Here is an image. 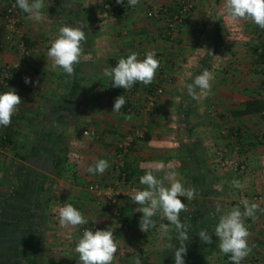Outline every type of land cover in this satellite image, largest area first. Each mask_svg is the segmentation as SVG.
Returning a JSON list of instances; mask_svg holds the SVG:
<instances>
[{
    "label": "crops",
    "instance_id": "obj_1",
    "mask_svg": "<svg viewBox=\"0 0 264 264\" xmlns=\"http://www.w3.org/2000/svg\"><path fill=\"white\" fill-rule=\"evenodd\" d=\"M181 1L139 0L132 7L128 0L123 4L117 0H69L70 7H66L67 0H45L42 22L30 21L26 14L23 17L20 28L27 51L21 58L6 38L0 0V51L4 60L18 61L9 88L0 93L15 89L22 100L10 125L0 126L1 237L14 235L18 230L8 225L12 222L8 218L15 217L11 212L8 216L7 211L8 206H14L13 200L24 198V181L27 185L32 181L37 186L45 185L52 168L43 157L63 149L61 144L65 142L68 160L64 176H55L54 186L65 185L68 203L81 211L87 221L113 229L118 251L126 246L131 249L130 241L138 239L137 235L145 247L155 248L154 233L162 229L166 219L158 214L154 218L156 227L142 232V213L136 211L139 206L131 201L133 191L128 189L119 204L120 219L126 225L116 227L117 217L87 188L93 181L105 186L114 184L116 142L141 126L147 129L145 136L136 139L126 155L130 188L143 189L140 176L151 163L163 162L166 168L171 166L176 171V178L185 187L196 189L195 198L187 199L186 210L180 213L182 223L198 215H223L235 207L239 190L247 196L259 195L254 203L264 209V122L259 115L264 105L260 96L264 69L258 53L264 42V29L249 20L233 22L226 14L217 19L224 0H191L192 8L171 40L165 34V16L148 17L147 10L157 5L175 10ZM106 3L116 7V16L108 15ZM62 25H83L86 35L80 63L74 66L72 76L60 68L53 69L47 57ZM151 50H155L160 61L151 84L137 82L131 93L111 86L110 78L104 75L105 68L114 67L121 57L132 52L142 60ZM205 69L214 75L212 89L207 97L196 101L187 95L186 85ZM25 77L33 83L26 84ZM74 92L78 98H72ZM120 95L126 103L116 113L113 105ZM128 106L137 110L126 112ZM85 128L95 129L97 136L84 135ZM17 153L31 155L32 162L19 159ZM99 159L107 160L109 167L103 174L89 173L88 166ZM24 171H36L34 178L29 181ZM38 172L48 173L39 180ZM234 180L245 187H233ZM66 203L51 202L47 207L51 218L59 221L54 213ZM205 206L210 207L211 214ZM19 218L22 217H16ZM244 220L249 231V254L256 250L257 264H264V211ZM60 231L70 235V244L55 245L58 249L64 247L62 253L70 255L60 263L80 264L74 241L82 236L72 226ZM19 233L20 230L15 234ZM9 247L12 249V245L2 244L0 249ZM36 249L31 260L39 264V256L34 258Z\"/></svg>",
    "mask_w": 264,
    "mask_h": 264
},
{
    "label": "clouds",
    "instance_id": "obj_2",
    "mask_svg": "<svg viewBox=\"0 0 264 264\" xmlns=\"http://www.w3.org/2000/svg\"><path fill=\"white\" fill-rule=\"evenodd\" d=\"M64 3V2H63ZM123 4L124 0H117ZM139 0H128V4L135 7ZM70 7L69 0L64 3ZM16 6L26 14V18L33 22L44 20L43 9L45 0H16ZM233 21L249 20L255 25L264 29V0H224L223 11L217 13V19L221 16ZM86 42V35L83 25L72 26L62 25L58 30V36L51 42L47 52V57L52 61V68H60L69 76L75 72L74 66L80 63L82 55V44ZM138 53L132 52L126 58L121 57L112 68H105L104 75L110 78L111 86L130 90L137 82L149 85L156 76L160 61L156 58L155 50L148 51L144 59H138ZM214 75L205 69L201 74L195 76L192 83L186 85L187 95L193 100H200L207 97L212 89ZM26 84L33 83L29 77L24 78ZM39 84V81L34 82ZM199 89V91H197ZM22 102L21 97L15 89L0 93V126L7 127L11 123L12 116L16 113L18 105ZM126 99L123 95L115 98L113 112L119 113L125 105ZM87 132L84 133L86 135ZM109 167V162L99 159L89 165V173L103 174ZM177 173L171 166L166 168L163 162L151 163L145 174L140 176L139 182L143 189H134L131 193V201L139 207L136 211L142 213L139 221V228L147 233L150 228L156 227L158 214L166 219L169 224L174 225L179 241V247L169 244V249L174 251V264H185L187 255V244L189 240L188 229L190 225L182 223L180 213L186 210V205L181 197L192 200L196 196V189L185 187L179 179ZM165 182H168L167 184ZM232 186L243 188L244 184L239 180H234ZM240 207H234L219 216L214 233L219 240V250L225 255H230L233 264H241L251 251L248 244L249 231L244 218H255L260 209L257 203H250L242 198ZM55 211V210H54ZM217 213L220 212V205H217ZM59 224L62 227H77L87 223L85 216L71 203H66L58 210ZM167 231V225H161ZM198 236L202 243L212 244V235L207 230H201ZM118 251V242L114 237V230L107 228L104 230L84 229L82 237L78 240L75 252L78 253L80 264H113L115 254ZM135 264H141L139 257L135 259Z\"/></svg>",
    "mask_w": 264,
    "mask_h": 264
},
{
    "label": "rangeland",
    "instance_id": "obj_3",
    "mask_svg": "<svg viewBox=\"0 0 264 264\" xmlns=\"http://www.w3.org/2000/svg\"><path fill=\"white\" fill-rule=\"evenodd\" d=\"M74 95L75 97L72 98H78L75 92L73 96ZM70 173H71V168H70ZM61 176L63 177L64 174H62ZM55 179H56L55 176L51 174L50 177H47V180L45 181L46 182L45 185H42L40 187H42V189H45L47 191L49 190L48 196L51 199L50 203L53 202L55 204L57 201L60 203L63 202L68 203L69 199L65 192V185L64 188H63V183L62 185L57 184L54 186ZM93 182H97V181H93ZM102 185L105 186L104 184ZM49 204H42V203L38 204V211L39 213H41L40 216L41 221L39 222L38 225H36L37 251H35L36 255L34 258L39 256V258H37L39 264H50V263L61 264L60 263L61 259H65V258L68 259L70 258V255L69 254L64 255L65 253H62L63 251H65L63 250L64 247L58 249V247H55V245L58 246L65 243L70 244V240H69L70 235L68 234V232L67 233H64L63 231H60L62 233L59 232V230H62V227L61 228L59 227L60 224L56 218H51L52 213H50V211H48L49 208H47ZM54 214L59 217L58 213H54ZM200 217L201 216L199 215L195 217L194 220L196 222L195 224L190 223L192 221L189 222L190 223V228L188 229L189 240L185 242L187 244V255L185 257V264H199V258L204 252H207V254L205 255V258L201 264H231L229 262L228 255L221 253V251L219 250V246H218L219 240L214 233V229L217 223H214L212 225L207 224V221L206 222L204 220L200 221L199 219H202ZM163 222L165 225L168 224L167 231L165 232L164 229H161L154 233L155 235L154 240L157 243L154 241L155 243L153 242L152 244L155 245V248L153 245L152 247H148V246L145 247L144 246L145 242L139 238V235H137L138 239L134 238L132 241H130L133 243V245H131L132 246L131 249L126 246L123 247V250L117 251L114 258L115 261L117 260L118 263H120L122 260L124 262L120 264H135V259L139 257L141 260V264H174L175 249L174 248L172 250L169 249L168 245L172 244L174 247H179V245L176 244L178 242V240L176 239L177 232L174 225L169 224L167 220H164ZM122 223L123 226L126 225L123 221ZM74 230H76L75 232L79 233L78 226L74 227ZM201 230H207V232L210 235H212V240H213L212 244H205L201 242L198 236V233ZM77 242L78 239H75L74 244L76 245ZM136 242L138 244H136ZM124 248H127V250H125ZM207 248H211V250H207ZM30 252L31 251L27 252V256L29 255L31 257L32 252L31 253ZM257 254L258 252L256 250L252 251V254H248V256L245 259H243V261L249 262L250 264H255V263L257 264V261L259 260V256ZM121 256H123V258H121ZM126 257L129 258L125 259Z\"/></svg>",
    "mask_w": 264,
    "mask_h": 264
},
{
    "label": "built area",
    "instance_id": "obj_4",
    "mask_svg": "<svg viewBox=\"0 0 264 264\" xmlns=\"http://www.w3.org/2000/svg\"><path fill=\"white\" fill-rule=\"evenodd\" d=\"M3 1V11H2V21L5 31L7 33V40L9 44L15 46L18 51L20 52V57L24 58L26 55V45L22 39V31H21V24L23 21V17L25 13L20 10L16 6V0H2ZM105 8L107 10L108 15L110 17H114L117 14L116 7L111 3H106ZM192 8V1L191 0H182L175 10H169L163 5L152 6L147 10L148 17H156L158 15L163 14L165 16V34L172 40L174 39L178 32L183 19L187 12L190 11ZM258 53L261 57V64L264 69V42L258 48ZM18 66V61H6L3 59L2 53L0 51V92L4 91L9 88L11 83V77L13 71ZM135 84L130 90H125L129 93L134 91ZM157 92L160 93L161 89H157ZM260 96L264 100V82L261 85ZM137 109H133L132 107L128 106L126 108V112L134 113ZM259 115L261 120L264 122V107L259 111ZM147 129L143 126L132 129L127 132L120 140L116 142V146L114 149V159L115 165L114 168L117 172L116 179L114 184L111 186H103L98 182L90 183L87 188L89 191L94 193L98 198L102 200L105 207L111 212L112 215L117 217V222L115 224L116 227H123V223L120 220V198L122 195H125L129 190H134L132 187L129 186L128 181V172L125 169V161L126 155L133 147L134 142L136 139L143 138L146 134ZM87 132L86 136L89 137H96L97 132L93 128H85L83 130V134ZM222 158V154H221ZM235 167L237 165H234ZM245 198L250 203L257 202L260 198L257 194H252L251 196H247L243 190H239L237 193L235 207H240L241 211H243V205L241 204V199ZM84 229H107L106 226H97L94 223L87 221L86 224L78 226L79 234L83 235ZM229 262L233 264L230 259V255H228ZM241 264H250L249 262L241 261Z\"/></svg>",
    "mask_w": 264,
    "mask_h": 264
},
{
    "label": "trees",
    "instance_id": "obj_5",
    "mask_svg": "<svg viewBox=\"0 0 264 264\" xmlns=\"http://www.w3.org/2000/svg\"><path fill=\"white\" fill-rule=\"evenodd\" d=\"M22 39L26 45V39H24V37H22ZM193 80L194 78L191 81L193 82ZM262 101L264 104V100ZM263 107L264 105L262 106V108ZM61 145L63 149L56 151L55 153L52 152L53 153L52 155H48V156L44 155L43 157V158H46L45 162L48 161L50 164V167L52 168V170L49 171V173L53 174L56 177H60L63 174L65 164L68 160L67 144L65 142H62ZM17 156L19 157V159H22L23 161L30 162V163L32 162L31 155H28L25 153H17ZM24 172L26 176L28 175V178L30 181V179L34 178L36 171L35 172L24 171ZM38 173L39 174L37 178H39L40 180V179H43V175H46L45 173H48V172H45V173L38 172ZM34 183L35 182L32 181L30 185H27V183L24 181V185L21 190L22 192H24V195H25L24 198L21 201L19 199L17 201L13 200L14 206H8L9 210L7 211V215L9 216V213L11 212L13 216L15 217L14 220L8 218L9 222L12 221L8 225H13V228L18 227L17 231L20 230V233L15 234L17 233L16 231L14 235L4 236L6 237L5 239L4 237H1L2 234H0V247L2 246V244L12 245V249L10 247L8 250L0 249V264H34L32 263V260H31L32 255L31 257L29 255L27 256V252L28 251L32 252L36 248V241H37L36 225H38L39 222L41 221L40 219L41 213H39L38 211V204L39 203L49 204V202L51 201L50 197L48 196L49 190L48 191L43 190L42 187L37 186ZM181 199L184 204L188 203L187 198L181 197ZM205 207H207L208 215L211 214L210 207L209 206H205ZM16 217H22V218L16 219ZM218 219H219V216L212 215V216H206L205 218L203 216V218L199 220L200 221L204 220L205 222L207 221V224L212 225L214 223H218ZM17 220H18V224H17ZM194 220L195 218H191L188 221L186 220L185 223H187L188 225H190V223L195 224L196 222ZM176 244L179 245V241ZM207 250H211V248H207ZM206 254L207 252H204L201 255V257L199 258V264L203 262Z\"/></svg>",
    "mask_w": 264,
    "mask_h": 264
}]
</instances>
